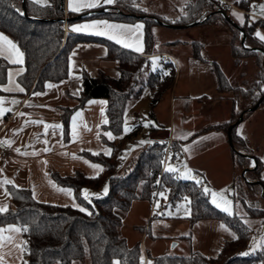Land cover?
<instances>
[{"label": "trees", "instance_id": "trees-1", "mask_svg": "<svg viewBox=\"0 0 264 264\" xmlns=\"http://www.w3.org/2000/svg\"><path fill=\"white\" fill-rule=\"evenodd\" d=\"M138 0H114L101 13L92 12L81 19H69L63 22L66 15L76 16L80 13H65L64 0H0V32L15 42L24 53V72L17 78L26 92H41L46 84L61 83L68 78L69 57L73 49L80 43L95 41L106 47L105 59L115 61L118 75L112 77L103 70L92 76L87 70L81 71L80 90L77 95L68 97L74 100L73 105H59V118L62 127V140L68 141L70 136V119L77 109L84 107L89 99H105V115L109 121L102 125L103 130L120 136L123 131V113L129 99L136 97L143 89L151 95L152 108L173 85L175 68L171 61L163 63L159 69H150V47L153 40L152 25L158 24L157 18L169 24H185L193 21L209 23L216 18L226 21L218 10L225 14L227 8L221 7V0H186L184 12L177 21H170L158 14H147L135 3ZM260 0H241L236 6L245 11V21L240 26L249 47H257L262 51L243 48L235 43L240 30L227 23L232 32L231 57L234 65L242 61L252 60L256 71L251 80L245 79L242 84H233L221 65L213 62L221 93L231 92L233 95L232 115L229 121L215 126L227 131L243 110V118L264 105V42L255 36L256 30H264V20L250 19L248 12L252 3ZM135 15H141V18ZM84 19H107L121 22L142 21L144 24V51L135 52L118 44L98 37L65 31L67 26ZM193 56L205 60L200 53L202 44L191 41ZM10 64L0 57V85L6 82V70ZM2 91L0 90V94ZM262 98L255 110H248ZM235 124L231 129V139L237 148L247 150V139L237 133ZM138 125L132 127L134 131ZM101 141L110 146L111 155L93 154L82 151V155L102 165L103 170L94 177L87 176L82 170L74 169L70 174H60L48 168L50 177L60 186L69 187L77 204L88 211H81L73 205H60L42 202L34 198L31 188L7 185L10 195L8 210L0 213V226L15 224L27 225L28 231H22L23 249L27 264H72L87 260L89 264H141L142 250L140 242L129 244L120 234L122 217L132 202L144 200L152 203L160 193L167 194L168 203L174 205L182 198H188V220L194 224L201 220H218L224 222L235 233L226 240L215 255H205L192 250L186 255L151 254L147 257L151 264H247L257 262L264 264V249L246 258L241 256L247 247L251 230L243 223L238 214H227L213 206L203 187L195 181L183 180L168 173L162 168L166 142L154 141L144 146L127 161H121L119 155L123 148V137L120 141H108L103 135ZM235 153V152H234ZM238 169L249 167V160L243 164L240 160L246 156L235 153ZM240 159V160H239ZM256 164L250 170L255 181L264 187V155L255 154ZM159 181V183L157 182ZM245 188L239 190L236 183L233 192L234 200L240 199L248 217L264 220V207L258 206L261 197V186L244 183ZM107 186L103 195H95L85 199L82 189L100 190ZM247 192V193H246ZM254 200H251V198ZM139 229V228H138ZM143 229V228H142ZM26 242V243H23Z\"/></svg>", "mask_w": 264, "mask_h": 264}, {"label": "crops", "instance_id": "crops-1", "mask_svg": "<svg viewBox=\"0 0 264 264\" xmlns=\"http://www.w3.org/2000/svg\"><path fill=\"white\" fill-rule=\"evenodd\" d=\"M43 1L44 0H41V2ZM223 1L227 4L226 15L238 26H241L245 21V11L236 6V4L241 0ZM68 2L69 0H64L65 12L71 11L68 7ZM184 2H186V0ZM112 3H104V0H100V2L94 8L107 7ZM137 3L140 4L141 7H143L150 14H158L165 17V15L162 14L165 11L164 6L162 5L163 0H138ZM157 7L158 9H156ZM94 8L82 9L77 13H82ZM252 9L253 8L251 7L248 12L250 19L260 18L264 20V14L262 15L261 13L256 12V8L253 10ZM176 13L177 10L173 12L170 11L168 13L169 15L167 16L176 15ZM234 13H242L243 16L238 17L237 15H234ZM93 20H103L108 21L109 23L125 25L142 24L143 28L141 30V34L138 36V39L141 42L144 51V24L142 21L137 20L134 22H121L107 19H84L71 25L84 24ZM214 21L215 20L209 22V24ZM71 25L68 26L69 29H71ZM258 30L261 35H264V30ZM258 30H256V32ZM75 33H81L91 37L104 38L118 44L121 47L137 52L135 47H125L123 44H119L115 40L109 39L107 35H98L94 31ZM224 33V35H226L224 36L225 38L223 37L226 39L224 42V53L229 60L228 66L237 69L240 64L234 65L230 53L232 36L231 31L229 28H227ZM257 38L259 39V37ZM191 41L192 39L187 36H183L181 39H179V37H174L159 41L154 46V48L150 47V55H148L149 58L155 56L161 61L160 64H157L156 62L153 63V61L150 59V69L155 70L161 68L163 63L171 61L168 58L174 60L173 65L175 68V78L172 88L170 92L160 100V102L162 101L164 104L165 111L162 115L153 112V108L151 106V95L150 92L145 88L146 95L143 96L144 103L142 102V104H140L139 102V96L143 92L142 90L139 95L128 100L124 109V113L130 111L129 125L134 126L141 122V107L147 106L149 107L147 113L148 119L154 123L148 124L147 127L140 124L134 131H132V128H130V131L125 132V115L123 113L122 134L120 136H116L111 132L114 137L113 139H109L108 136L105 135V133L110 131L102 129V125L104 124L102 121L106 118V115L105 112L102 115L100 109L104 108L105 110L106 103H88L90 100L105 101V99H89L85 103L84 107L80 109V111L76 110L77 112L81 113V116L77 117L76 120V124L78 125V136L76 139H73L72 136L73 119L71 117L69 128L70 138L68 141L62 140V127L58 111L59 105L74 104V100L69 98L68 94H78L80 90V76L82 70H87L92 76L96 75L99 70L105 71L112 77H116L118 75L116 70L117 63L115 61L105 59V45L95 41L78 44L73 49L70 56L74 62L73 75L71 77L68 76V78L65 79L63 83H49L54 86H45L43 91L33 92L39 93V95H33L32 92H20L15 90V83H18L21 87H23L18 82L17 78L24 72L25 68L23 63H12L8 59L2 57L10 64L6 70V82L2 85L8 86L13 90L4 91L3 88H0L2 91L0 97L3 98L2 104H0V106L6 109V111L0 114V140L6 144V149L0 152V205H9L10 195L6 188L8 184H14L18 187H30L34 198L42 202H50L60 205H73L74 203L77 204L73 191L72 195H68L67 193L58 190L59 188L69 187L58 185L50 177L48 168L52 167L60 174H70L74 169H80L87 176H96V173L99 170L90 167V164L100 163L89 160L87 157L82 155V151H89V149H91V151H89L91 153H102L106 155L105 150L111 149V147L101 141V135H103L108 141H120L123 137V148L119 155L121 161L129 160L144 146L150 144L140 143L142 140L151 141V143L154 141L166 143L170 141L172 146L178 150V161L181 164H184V174L191 175L192 180L195 182L199 180L200 183L198 184H200L203 189L207 187L210 190L216 192L218 190H229L234 187V183L239 173L236 158L234 156L235 151L228 144L227 131L215 128L216 125L230 120L232 115L233 96L229 91L224 93L219 92L218 80L213 62H217L222 65V69L226 75H228V69L225 67L223 63L224 61H222L220 56H206L208 59L205 58V60L197 59L192 56L188 48H184L185 43H188L189 45V42ZM211 41V39H209L208 43L203 41L205 45L203 50L211 49V53L215 54V49L217 46H214V49V47H212ZM261 41L264 42V40ZM161 44H165L168 47L173 48L175 55H173V53L170 51H164L160 49ZM73 53H75V55H73ZM161 55H165L168 58L165 61H162L160 58ZM248 63H250L249 65L252 66L250 67V72L248 73L251 77L256 71V68H254L255 66L252 65V60L242 61L241 64L247 65ZM20 69H23V71L20 72ZM9 72L12 73L14 79V84L11 85L9 84L8 79ZM17 72L20 74L16 75ZM241 76V81H239L238 84H242L245 79L249 78L248 75H244L243 71ZM12 100H16L18 103L13 104L11 102ZM127 108L128 110H126ZM251 115L252 114L244 118L246 119V122L242 120L238 123H241V125L237 126V133L244 136L245 138L252 137L248 136L250 133L252 135L253 130L249 124ZM32 121H43V123H32ZM45 123L49 125L58 124L60 127L55 129L50 127L45 130ZM98 125L99 127H97ZM53 132L55 134H53ZM39 135H41L42 138L47 141L46 145L39 141ZM8 141L11 143H8ZM29 142L34 143V145L29 144ZM185 146H188V151L184 150ZM233 146L237 151L244 152L237 148L234 143ZM38 147H42V149H38ZM45 147H47L49 151H44ZM16 149H19V151ZM125 153L127 155H124ZM74 156L76 158H74ZM85 161H88L89 163H85ZM252 163L254 164L253 160H251V164ZM253 164L250 165V168L253 167ZM100 172L101 171H99V173ZM178 178L183 180L187 179L185 177ZM5 179L12 181V183H3ZM53 184L56 187H53ZM158 201L159 196L152 203L144 200H136L132 202L130 206L131 208L135 205H142V216L146 215L147 219L143 229L142 227L139 229L140 232H142L139 242L144 264H148L150 261L147 257V253L152 252L151 249L155 244L154 242L157 241L154 238H150L149 240L146 238L148 233L152 235L150 230L151 220L153 218H157L154 224L156 231L157 227H162L165 225L162 221L164 216H159L158 213L154 212ZM129 209L126 211V213H124L123 216L127 215ZM187 217L188 215L184 216V221L187 222L190 230L191 228L197 226L201 221H212L201 220L191 224ZM8 225L15 224H7L0 227L7 229ZM138 225H141V223H136L133 226L136 227ZM225 231L227 232V230ZM227 233L230 234L229 230ZM233 233L234 231L232 230V234ZM3 236H10L12 239L6 238L0 240V264H25L26 254L24 250L21 251L20 247L23 240L22 231L19 233H14L6 230L3 233ZM176 237H181L182 239L189 237V239H191V232H189V235L176 236L172 234L171 239L176 240ZM137 241L135 240L133 243ZM177 241L178 240H176L175 245L178 244ZM154 255H157V253ZM72 264H75V262ZM81 264H89V262L85 260Z\"/></svg>", "mask_w": 264, "mask_h": 264}, {"label": "rangeland", "instance_id": "rangeland-1", "mask_svg": "<svg viewBox=\"0 0 264 264\" xmlns=\"http://www.w3.org/2000/svg\"><path fill=\"white\" fill-rule=\"evenodd\" d=\"M184 1L185 0H163V4L162 3L161 4L164 6L165 11L163 13L162 12L161 13L163 15H165V17H167L166 19H169L170 21H177L179 19L180 15L183 14V12H184V9H183L184 3H185ZM158 2H161V1H158ZM135 4L137 6L141 7V5L138 4L137 2ZM261 5H264V0H260L259 2L252 3L251 7L253 9L256 8L257 9L256 12H259L263 15L264 10L261 9V7H260ZM141 8L144 9L143 7H141ZM156 9H158V7ZM175 10H177L176 15L167 16V15H169L168 13L170 11L173 12ZM146 13L148 14L149 12L146 11ZM64 17H70V16L65 14ZM214 20L215 21L210 23V24L209 23H201V24H196V25L189 26V27H184V28H172V27H168V26H162L159 24H154V25H152V28H151L152 29V35H153L151 48H154V46L159 41L174 38V37H179V39H181V37L187 36L192 40L196 39V41H198L202 44V47L199 50L200 53L202 54V56L204 58L215 57L216 55L220 56L222 61H224L223 63L225 65V67L228 69L227 74L229 76L227 75V77L229 78V80L233 84H237L239 81H241L240 79L242 78V76H241L242 71L244 72V75L249 76V74H248L250 72L249 69L252 66L249 65L250 63H248L247 65L240 64L237 69H234L233 67L228 66L229 60H228L227 56H225V53H224V42L226 41V39H224L225 38L224 36H226V35H224L225 34L224 31L227 30V28H229V27H228L227 23L222 18L218 17ZM65 29L69 30L70 32H73V31H71V29H69L68 26ZM229 30H230V28H229ZM231 34H232V32H231ZM241 37H242L241 35H238V37L235 40V43L240 44ZM209 39L212 40L211 41L212 47L217 46L216 49L214 47V49L216 50L215 54L211 53V49L203 50L204 46H205L203 41L208 43ZM190 43L191 42H189V45H188V43L187 44L185 43L184 48L185 49L188 48L191 55L193 56V49H192V46ZM217 43H219V44H217ZM160 49H162L164 51L165 50L170 51L173 53V55H175V51L173 50V48L168 47L165 44H161ZM155 62L157 64L161 63L159 58H157ZM221 67H222V65H221ZM248 80H251L250 76H249ZM230 94H232V93H230ZM144 95H146V89H143V92L139 96L140 104H142V102L144 103V97H143ZM161 102L160 101L157 102V104L153 107V112H155L156 114L158 113V114L162 115L164 113L165 109H164L163 102L162 103ZM148 109H149V107H147V106L141 107V110H140L141 115H142L141 116V122H139L137 125L141 124L142 126H145V122L149 121L148 115H147ZM126 110H128V108ZM77 111H80V108L77 109ZM76 112H74L73 116L76 114ZM124 115H125V123H127L129 128H132L133 125H129L130 111L127 113L125 112ZM73 116H72V118H73ZM238 116H237V118H238ZM244 118L242 117L241 121L243 120L244 122H246V119H244ZM249 124L251 125V127L253 129L252 135H251V133L248 135V136H252V137L246 138L248 141V146L250 147V149H247V150L241 149L244 152H240V153L244 154V156H246V159H242V160L239 159L243 164H245L247 162V160H249V167L244 168L242 170L238 169L239 173H238V176L236 178L235 183H236L239 190H243L245 188L244 183H254V181H255L252 178V175L250 174V170H248L250 168V165L253 164V163L251 164V160H253V159L250 156H253L255 158V154H257L259 156L264 155V105L260 106L258 109H256L255 111L252 112V115L250 116V119H249ZM240 125H241V123L238 124V126H240ZM248 133H249V131H248ZM39 137H40L39 141L42 144L43 143L45 144L46 140H44L41 135H39ZM25 143H27V142H25ZM29 144L34 145V143H30V142H29ZM38 149H42V147H38ZM245 154H247V155H245ZM124 155H127V154L125 153ZM168 164H171L176 170L175 172H168V173H172L177 178L178 177H181V178L185 177V178H187L186 180L193 181L191 178V175L184 174V172H183L184 164L183 163L181 164L179 161H176L175 163L166 162L164 165V169H165V166ZM50 169H53V168L50 167ZM254 184H257V183H254ZM104 188H105V186H103L100 190H97V191L91 190V189H88V190H89V193H97L99 195H103V194H105L103 191ZM234 189H236V186L232 187L229 190L225 189L222 191H220V190L216 191L218 193V200H219V194H221V192H222V194L227 198V200H229L231 202V206H230L231 212H225L223 210V207L217 208L214 204H212L210 193H207L208 199H209V202L213 206H215L217 209L221 210L222 212H225L227 214H238V215H240L243 223L251 230L250 239L248 241L247 247L241 253V256L249 258V257L255 255L257 252L262 251L264 249V220L262 218L248 217L247 216V213H246V211H245V209L241 203V200L240 199L234 200V197H233V192L235 191ZM163 194H164L163 196L159 195V201H158V204H157L154 212L158 213L159 216L160 215L164 216L162 221L164 222L165 225H163L162 227H157V231H156V229L154 228V224H155V221L157 218H153L151 220V226H150V230L152 232L151 233L152 235H150L149 233H148V235H146L147 240H149L150 238H152V239L154 238L155 240H157L154 242L155 244L151 249V251H152V252H150L151 254L168 253L171 255H186L192 249H197L198 251L202 252L205 255H211L212 256V255L217 254V252L220 250L221 245H222V243H224V241L235 236L234 233L232 234V229H229L230 228L229 226H227L222 221H218V220H214V219H210L212 221H201L198 223L197 226H195L194 228H191V230H190L187 222L184 221V219H185L184 216L189 215V211H190L189 206H188V202L185 201V198H182L180 201H178L174 205H170L168 203L167 194H165V193H163ZM93 196H95V195H90L89 199ZM261 197L263 200H258V206L264 207V197L262 196V191H261ZM251 200H254V198L252 197ZM140 204H143V203H140ZM142 209H143L142 205H135L134 207H131L129 209L126 216L122 217V225L120 227V234L123 237H125L126 241L129 244L133 243L135 240L140 241L139 238L141 237L142 232H140L139 229L141 227L143 228L144 224L147 222L146 215L142 216V213H143ZM136 223H138V224L141 223V225L134 227L133 225ZM221 225H224V227H221ZM225 230H227V232L229 230L230 234H228ZM189 232H191V239H189V237L183 238L184 239V241H183V239L181 237H176L177 238L176 240H178L177 245H175L176 240L171 239L172 234H174L176 236H178V235H189ZM157 234H158V237H157ZM169 235H171V236H169ZM150 236H153V237H150ZM25 264H27V257H25ZM75 264H81V263L75 262ZM247 264H260V263L250 262Z\"/></svg>", "mask_w": 264, "mask_h": 264}, {"label": "snow or ice", "instance_id": "snow-or-ice-1", "mask_svg": "<svg viewBox=\"0 0 264 264\" xmlns=\"http://www.w3.org/2000/svg\"><path fill=\"white\" fill-rule=\"evenodd\" d=\"M37 3H40L41 0H36ZM100 2V0H69L68 2V7L71 11H75V12H79L82 9H91L97 6V4ZM113 0H104V3H112ZM262 10H264V5L260 6ZM234 15H237L238 17H242L243 14L242 13H234ZM255 18V17H254ZM71 30L75 31V32H89V31H94L96 32V34L98 35H107L109 37V39L115 40L117 43L119 44H123L125 47H135V50L137 52H142L143 51V46L141 44V42L138 39V36L141 34V30L143 28L142 24H135V25H125V24H116V23H109L108 21H97V20H93L91 22L88 23H84V24H74L71 25ZM255 35L257 37H259V39L264 40V35H261V33L259 32V30L255 33ZM73 55H75V53H73ZM0 57H4L6 59H8L10 62L12 63H17V64H22L23 63V57H24V53L20 50V48L18 47V45L13 42L11 39H9L6 35H4L3 33H0ZM153 63H155L157 57L153 56L150 58ZM73 60L71 57H69V66H68V74L71 77L73 75ZM23 69H20V72H22ZM20 73L17 72L16 75H19ZM8 79H9V84H14V79H13V75L11 72H9L8 75ZM61 83H63V81H61ZM47 87H53L54 85L52 84H46ZM0 88H3L4 91H11L13 90L12 88H9L8 86H4V85H0ZM15 90L23 92L25 91V89L23 87H21L18 83H15ZM76 94V93H74ZM33 95H39V93H33ZM3 98L0 97V104H2ZM13 104L18 103V101L16 100H12L11 101ZM89 104H94V103H99V104H104L106 103L105 101H94V100H90L88 101ZM4 111H6L5 108H3L2 106H0V114H2ZM104 108L100 109L101 114H104ZM81 113L77 112L74 116H73V125H72V136L73 139H76L78 136V132H77V128L78 125L76 124V120L77 117H80ZM109 121L107 120V118H105L102 123L107 124ZM27 123V121H26ZM32 123H43V121H32ZM150 123H154L151 121L145 122V126H148V124ZM59 128L60 125L58 124H44V128L45 130H47L48 128ZM99 127V125L97 126ZM131 129L128 127L127 123H125L124 126V131L128 132ZM53 134H55L53 132ZM105 135L108 136L109 139H113V135L111 132H107L105 133ZM8 143H11L10 141H8ZM47 143V141H45V144ZM140 143H151V141H140ZM17 151H19V149H16ZM185 151H188L189 148L188 146H185L184 148ZM44 151H49V149L47 147L44 148ZM89 151H91V149H89ZM98 154V153H93ZM105 154L106 155H111V149H106L105 150ZM74 158H76L74 156ZM46 163V162H45ZM85 163H89L88 161H85ZM160 163H164V161H161ZM254 166V164H253ZM90 167L97 169L99 171H102V165L100 164H90ZM166 172H175V168L171 165L168 164L165 166L164 169ZM99 171L96 173L97 175H99ZM159 183V181H157ZM3 183L7 184V183H12V181L5 179L3 181ZM51 183V182H50ZM197 183H200L199 180H197ZM53 187H56L53 184ZM59 191L65 192L68 195H72V189L71 188H59ZM205 193H210L211 195V202L212 204H214L217 208H221L223 207V210L225 212H231V202L229 200H227V198L222 194H219V200H218V193L215 191L210 190L209 188L205 187L204 189ZM104 193H107L108 188L107 186H105V188L103 189ZM81 194L84 196L85 199H89L90 195H99L97 193H89L88 189H82L81 190ZM161 196H163V193H160ZM185 201L188 202V198L185 197ZM74 207L80 208L81 211H85L87 212L88 210L85 208H81L79 204H73ZM8 210V206L5 205H0V213H4ZM221 227H224V225H221ZM8 230L14 233H19L21 231H28V227L27 225H23V226H17V225H8L7 229L0 227V240L3 239H12V237H4L3 233ZM26 243V242H23ZM21 247V251H23V244L20 246ZM141 262L142 264H144L143 262V257H141ZM113 264H120V262L118 260H114ZM148 264H151V262L149 261Z\"/></svg>", "mask_w": 264, "mask_h": 264}, {"label": "water", "instance_id": "water-1", "mask_svg": "<svg viewBox=\"0 0 264 264\" xmlns=\"http://www.w3.org/2000/svg\"><path fill=\"white\" fill-rule=\"evenodd\" d=\"M104 11H106V9H97V10H93L92 12H96V13H101V12H104ZM92 12H86V13H80V14H78V15H76V16H70V17H63L62 18V21L63 22H67L69 19H71V18H73V19H81L82 17H84V16H87V15H89L90 13H92ZM218 12L219 13H221L222 15H223V17H224V19L228 22V23H230L231 25H233L235 28H237L238 30H240V32L242 33V30H241V27L240 26H238L236 23H234L222 10H218ZM136 17H138V18H141L142 16L141 15H135ZM152 18L159 24V25H162V26H168V27H172V28H184V27H189V26H193V25H196V24H198L199 23V21L197 20V21H193V22H190V23H185V24H169V23H166V22H163V21H161V20H159V19H157V18H155V17H153L152 16ZM244 40H245V37H244V35L241 37V40H240V45L243 47V48H247V49H254V50H259V51H262L260 48H257V47H248V46H246L245 45V43H244ZM262 63L264 64V58H263V61H262ZM262 100V98H260L259 100H258V102L254 105V106H252V107H250V108H248V110H255L258 106H259V104H260V101ZM245 111L246 110H243L240 114H239V116H238V118L236 119V121L233 123V124H231L229 127H228V129H227V140H228V144H229V146L235 151V153H240L239 151H237L235 148H234V146H233V142H232V139H231V129H232V127L235 125V124H238L240 121H241V119H242V117H243V114L245 113ZM242 154V153H241ZM245 155H247V154H245ZM249 156V155H248ZM250 157H252V159H253V162H254V165L256 164V161H255V159H254V157L253 156H250ZM254 167V166H253ZM252 167V168H253ZM252 168H249L248 170H251ZM254 183H257V184H259L260 186H261V191H262V196L264 197V187L261 185V183H260V181H254Z\"/></svg>", "mask_w": 264, "mask_h": 264}, {"label": "built area", "instance_id": "built-area-1", "mask_svg": "<svg viewBox=\"0 0 264 264\" xmlns=\"http://www.w3.org/2000/svg\"><path fill=\"white\" fill-rule=\"evenodd\" d=\"M226 6H227V4L224 3L223 0H221V7L224 8ZM160 58L162 61H165L168 57L165 55H161ZM168 59H170L172 61V63H174L173 59H171V58H168ZM5 149H6V144L0 140V152L5 150ZM178 160H179L178 150L174 146H172L170 141H168L166 143V148H165L164 155H163L164 163H162V168H164V165L166 162L175 163Z\"/></svg>", "mask_w": 264, "mask_h": 264}]
</instances>
